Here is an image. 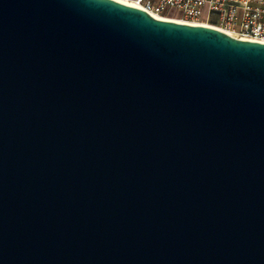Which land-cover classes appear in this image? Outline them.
I'll return each mask as SVG.
<instances>
[{"label": "water", "instance_id": "obj_1", "mask_svg": "<svg viewBox=\"0 0 264 264\" xmlns=\"http://www.w3.org/2000/svg\"><path fill=\"white\" fill-rule=\"evenodd\" d=\"M0 264H264V44L0 0Z\"/></svg>", "mask_w": 264, "mask_h": 264}, {"label": "built area", "instance_id": "obj_2", "mask_svg": "<svg viewBox=\"0 0 264 264\" xmlns=\"http://www.w3.org/2000/svg\"><path fill=\"white\" fill-rule=\"evenodd\" d=\"M146 13L208 25L237 39L264 44V0H114Z\"/></svg>", "mask_w": 264, "mask_h": 264}, {"label": "bare ground", "instance_id": "obj_3", "mask_svg": "<svg viewBox=\"0 0 264 264\" xmlns=\"http://www.w3.org/2000/svg\"><path fill=\"white\" fill-rule=\"evenodd\" d=\"M120 3H122L123 5L124 4H126V5H128V6H131V7H134V8H137V9H142L143 10V8L141 7V6H138V5H135L134 3H132V2H120ZM153 17H156V18H158V19H160V20H164V21H174V22H177V23H181V24H183V23H185V24H190V23H187V22H185V21H180V20H176V19H173V18H166V17H163V16H158V15H156V14H154V15H152ZM191 25H194V24H191ZM202 26H206V27H211V26H208V25H202ZM212 28V27H211Z\"/></svg>", "mask_w": 264, "mask_h": 264}]
</instances>
